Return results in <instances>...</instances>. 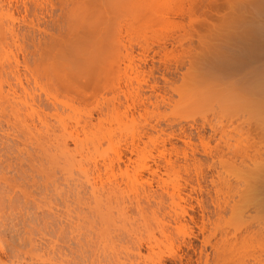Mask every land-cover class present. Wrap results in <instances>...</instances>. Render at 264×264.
<instances>
[{"label": "rangeland", "instance_id": "1", "mask_svg": "<svg viewBox=\"0 0 264 264\" xmlns=\"http://www.w3.org/2000/svg\"><path fill=\"white\" fill-rule=\"evenodd\" d=\"M98 1L0 0L2 261L5 264H47L51 258L54 262L52 264H55V261L58 264L57 255L48 252L49 250L42 244L51 241L54 238L52 231L71 219V223L73 222L77 229L91 231L94 229L98 232L102 228L103 232L99 231L100 233H104L106 229V233L109 229L111 233L112 229L117 231L115 225L119 228H133L135 233L131 231L132 234L128 235L131 238L136 236L133 239L136 240L134 252H139L140 257L135 255L133 261H130L132 264L160 262L178 264L171 260L176 254L184 256V263L190 259L191 264H197L200 250L202 262L204 255L209 256L208 264H260V261L264 264V190L260 194L255 192L256 189L264 188V178H258L254 174L259 166L264 170V106L259 105L258 96L255 94L252 96L253 93L250 91L253 90L247 92L245 85L247 81L250 82L249 78L257 77L258 69L260 72L264 71V54L262 56L254 51L251 55L252 52L250 54V51H247L251 47L254 48L255 41L257 43L253 32L259 25L262 26L260 29L264 36V0H133L134 2L118 0L116 3H114L116 0H113L111 11L107 3L109 0ZM190 2L191 4L194 2L195 9L192 8L190 12L192 14L189 15L186 9L191 6ZM79 3L84 8L87 7L90 13L82 9L83 6L79 7ZM70 4L77 14L83 12L84 16H87L78 14L82 17L79 19L80 22L76 19V23L79 22L80 25L79 29L77 24L73 23L74 10ZM91 4L94 5L93 8L95 5L99 7L93 10L94 15ZM103 6L108 7L104 9ZM101 8L104 11L101 12ZM96 12L103 15L105 13V21L103 15L100 14V17ZM107 15H111V18L107 19ZM68 17L73 20L70 19L72 20L70 22ZM91 17L95 18L93 19L95 24ZM99 17L103 19L102 23ZM86 18L89 22L85 21ZM193 19H197L196 22ZM68 21L71 26H68ZM83 21L87 22V25ZM73 25L77 30L72 28ZM97 25L100 28H97ZM104 27L107 31H104ZM83 29L85 31H82ZM67 30L68 32L71 30V34L67 33ZM101 33L105 36L103 37ZM90 34L91 39L88 36ZM263 36L260 39L263 40ZM96 38L101 39V42ZM94 39L99 42L95 43ZM45 40L52 52L49 50L47 52L48 48L46 51L44 47L43 50L40 48L43 45L39 44L45 43ZM262 40L258 43L261 44ZM116 42L117 46H114ZM42 51L44 57L47 54L46 58L41 55ZM225 54L231 55V58L243 55L240 56L244 57L241 60L242 68L236 70L231 65V68L227 66L224 69L214 66L212 61H217L218 57ZM48 58L49 61H45ZM85 58L88 61L87 59L84 61ZM139 58L146 59L145 62L140 59L144 64ZM24 60L27 65L24 64ZM87 62L90 65L92 63L91 67ZM151 66L154 70L151 69L149 72ZM74 71L78 74L80 72L78 75L80 77L83 73L88 75L96 71L99 74L102 71L100 77L95 73L101 82L95 81L101 85L97 87L98 89L95 87L94 91L97 89L95 92L90 89L93 97L90 96L88 89L87 95L90 97L82 101L75 97V93L72 94L73 90L69 92L66 89L67 86L68 88L74 86L76 79L77 82L80 80L79 77L75 79L77 75ZM252 71L255 72L250 74ZM163 77L167 79L168 84L163 81ZM65 80L72 84L67 83L70 86L62 84ZM153 86L155 88L152 91ZM248 88L250 89L249 86ZM232 96L236 99H232ZM79 97L84 99L85 96ZM256 100L260 108L253 107L257 105ZM151 103L159 105L154 106ZM239 103L248 105L243 106ZM170 135L175 138L167 140ZM223 138L227 143L224 144ZM64 142L67 147L63 149ZM172 148H175L177 154L173 153ZM239 150L241 152L245 150L249 155L242 160L243 164L238 158L226 155V152L237 153L235 151ZM160 151L166 155L165 160L158 157ZM182 153L186 154V160L183 159ZM205 153L214 157L211 171L207 170V166L212 164V160ZM211 180L214 181V188ZM258 180L261 184L257 183ZM90 183H95L93 192L90 190V187L93 189V184ZM243 190L252 194L253 200L247 203L238 201ZM148 192L163 198L160 209L155 207L153 199H150L151 207L141 208L142 212L135 208L130 210V205L125 203L130 201L129 197L135 196L132 200L134 201ZM110 193L115 198H112ZM106 195L111 196L112 203L114 199L125 198L123 201L126 200L124 203L128 204V208L122 205L127 208L126 216L135 219L124 220L125 209H121L122 205L116 204V201L115 205L111 203L113 205L111 208L103 210L107 213H105L107 220H100L98 212L94 213L98 209L94 207L93 200L99 197L105 199ZM185 199L190 201H187V205H192L193 211L187 210ZM65 200L69 202L66 201L65 204ZM197 201L200 204H197ZM141 202L142 206H145L144 200L141 199ZM214 205L222 208L218 216L214 214ZM90 207L97 210L92 211ZM181 208L189 211L188 213L195 218L197 226H200L201 219L206 223L208 220L210 224L212 223L211 225L205 223L207 230L212 227L216 231L207 246L202 243L203 237L208 234L207 230L203 235L199 234L197 239L191 240L190 249L181 245L182 241H187L185 233L171 231L169 227L168 236L160 235L161 228L174 226L173 220L180 216ZM54 213L60 216L58 221L51 222L53 226L49 223L51 230L49 224L47 229L44 228V220L51 214L56 216ZM246 226H250L254 235L242 239L240 236ZM126 228H122V231H128ZM193 231L196 234L198 229L194 227ZM27 232H32L30 233L33 234L32 237L29 238ZM257 233H260V236ZM126 235L121 241L117 238L115 240L114 237L103 240L101 246L97 245V256L89 253L86 262H82L74 253V256L69 255L70 257L64 259L61 264H117L113 257L115 254H118V259L122 263L124 260L122 256L126 254L123 256L126 258L128 255L126 252L131 248L127 241L128 235L127 240L125 239ZM232 235L236 237L233 238ZM27 237L36 243L35 249L31 251L26 242L29 239H25ZM54 239L52 241H55ZM64 241L60 239L55 247H63ZM68 244L74 251L76 250L74 242ZM96 247L93 245L94 249L91 250L95 251ZM25 251L28 252L27 255L23 254ZM215 252L219 257L214 263H210ZM127 261L125 259L123 263L131 264Z\"/></svg>", "mask_w": 264, "mask_h": 264}, {"label": "bare ground", "instance_id": "2", "mask_svg": "<svg viewBox=\"0 0 264 264\" xmlns=\"http://www.w3.org/2000/svg\"><path fill=\"white\" fill-rule=\"evenodd\" d=\"M45 1H46V0H45ZM67 1H68V0H67ZM88 1H90V0H87V2H88ZM92 1H93V0H92ZM94 1H95V0H94ZM96 1H98V0H96ZM99 1H100V0H99ZM99 1H98V2H99ZM107 1H108V0H107ZM109 1H110L111 3H110ZM109 1H108L107 3H109L108 6L110 5V8H109V9H110V11H111V4L113 3V2H112L113 0H109ZM117 1H118V0L114 1V3H116ZM128 1H129V0H128ZM132 1H133V0H132ZM192 1H193V0H192ZM31 2H32V1H31ZM58 2H59V1H58ZM61 2H63V0H61ZM79 2H80V1H79ZM85 2H86V1H85ZM119 2H120V1H119ZM133 2H134V1H133ZM43 3H45V2H43ZM46 3H47V2H46ZM69 3H70V1H69ZM77 3H78V2H77ZM107 3H106V4H107ZM121 3H122V1H121ZM211 3L213 4V2H211ZM49 4H50V3H49ZM81 4H82V3H81ZM99 4H101V3H99ZM103 4H105V3H103ZM131 4H132V2H131ZM190 4H191V2H190ZM197 4H198V3H197ZM212 4H211V5H212ZM214 4H215V3H214ZM216 4H217V3H216ZM44 5H45V4H44ZM60 5H62V4H60ZM79 5H80V3H79ZM79 5H78V6H79ZM85 5H86V4H85ZM91 5H92V4H91ZM115 5H116V4H114V6H115ZM193 5H194V2L191 4V6L189 5L190 7H189L188 10L186 9V11L189 12V13H188L189 15L192 14V13H190V12H192ZM52 6H53V3H52ZM64 6H66V5H64ZM70 6H71V4H70ZM74 6H75V4H74ZM74 6H73V7H74ZM82 6H83V5H82ZM82 6L80 5L79 7L82 8ZM88 6H89V5H88ZM93 6H94V5H92V8H93ZM95 6H96L95 8H97V9L99 8L97 5H95ZM108 6H106V7H108ZM112 6H113V5H112ZM114 6H113V7H114ZM122 6H123V4H122ZM129 6H130V5H129ZM40 7H41V6H40ZM50 7H51V6H50ZM76 7H77V6H76ZM89 7H90V6H89ZM89 7H88V8H89ZM103 7H105V6H103ZM106 7H105L104 9H106ZM124 7H126V6H124ZM131 7H132V6H131ZM204 7H205V6H204ZM24 8H26V7L24 6ZM43 8H44V7H43ZM43 8H40V9H43ZM51 8H52V7H51ZM71 8H72V6H71ZM71 8H70V9H71ZM74 8H75V7H74ZM81 8H80V11H81L82 9H85V11L87 10V9H86L87 7L84 8V6H83V8H82V9H81ZM95 8H93L92 11H93ZM117 8H118V6H117ZM134 8H135V7H134ZM212 8H213V5H212ZM215 8H217V7H215ZM68 9H69V8H68ZM72 9H73V8H72ZM72 9H71V10H72ZM75 9H76V8H75ZM113 9H114V8H113ZM126 9H127V8H126ZM126 9H125V10H126ZM193 9H195V8H193ZM208 9H209V8H208ZM25 10H26V9H25ZM73 10H74V9H73ZM73 10H72V11H73ZM88 10H89V9H88ZM88 10H87V12H89ZM102 10H103V9L101 8L100 11L102 12ZM118 10H119V8H118ZM212 10H213V9H212ZM78 11H79V10H78ZM103 11H104V10H103ZM127 11H128V10H127ZM204 11H205V10H204ZM214 11H215V10H214ZM74 12L76 13L77 11L74 10ZM74 12H73V15H72V16L75 17V18H73V19H75V20H73L72 18H70V19L73 20V23H76V19H78V21L80 22L81 20H79V19L82 18L81 16H82L83 12H82V14H80L81 12H78V14H80L81 16L78 15V14L76 13L77 16H78V18L76 17V14H75ZM87 12H86V14H87ZM108 12H109V11H107V13H108ZM121 12H122V10H121ZM128 12H129V11H128ZM134 12H135V11H134ZM183 12H185V11H183ZM187 12H186V13H187ZM193 12H194V10H193ZM27 13H28V12H27ZM39 13H40V12H39ZM44 13H45V12H44ZM70 13L72 14V12H70ZM89 13H90V12H89ZM89 13H88V15H89ZM97 13H98V12H96V14H97ZM207 13H209V12H207ZM41 14L43 15V12H42ZM41 14H40V15H41ZM46 14H48V13H46ZM64 14H65V13H64ZM71 14H70V15H71ZM94 14H95V13H94V11H93V15H94ZM100 14L103 15L102 13H100ZM100 14L98 13V15H100ZM183 14H184V13H183ZM183 14H181V15H183ZM202 14H203V13H202ZM204 14L206 15V12H205ZM204 14H203V15H204ZM42 15H41V16H42ZM49 15H50V14H49ZM68 15H69V12H68ZM91 15H92V13H91ZM93 15H92V16H93ZM101 15H100V17H101ZM104 15H105V13H104ZM104 15H103V16H104ZM111 15H113V11H112ZM111 15H110V16L107 15V19H108V18H111ZM116 15H117V14H116ZM174 15H175V14H174ZM174 15H173V16H174ZM207 15H208V14H207ZM211 15H212V14H211ZM66 16H67V15H66ZM83 16H84V14H83ZM96 16H97V15H96ZM103 16H102L103 19L106 18V16H104V17H103ZM108 16H109V17H108ZM121 16H122V15H121ZM49 17L54 18V17H52V16H49ZM69 17H71V16H69ZM69 17H68V19H69ZM84 17H87V16H84ZM84 17H83V18H84ZM89 17H90V16H89ZM89 17H88V18H89ZM93 17H94V16H93ZM97 17H98V16H97ZM97 17H96V18H97ZM100 17H99V18H100ZM42 18H43V17H41V19H42ZM99 18H98V19H99ZM189 18H190V17H189ZM206 18H207V17H206ZM55 19H56V18H55ZM64 19H65V18H64ZM70 19H69V21H70ZM84 19H85V18H84ZM93 19H95V18H93ZM93 19H92V17H91V20H92V21H93ZM98 19H97V20H98ZM103 19L100 18V20H101L100 22H101V23L103 22ZM130 19H131V17H130ZM51 20H53V19H51ZM72 20H71V21H72ZM193 20L196 22L197 19H193ZM69 21H68V24H69L68 26H71L70 23H69ZM71 21H70V22H71ZM85 21H88V22H89V20H88L87 18H86ZM85 21H83V22H85ZM92 21H91V23L94 22L93 24H95V21H93V22H92ZM104 21H105V19H104ZM203 21H204V20H203ZM50 22H51V21H50ZM54 22H55V21H54ZM79 22L76 23L77 25L75 24V25L77 26V29H79L78 27H80ZM96 22H97V21H96ZM98 22H99V21H98ZM188 22H189V20H188ZM73 23H72V24H73ZM81 23H82V22H81ZM86 23H87V22H85V24H86ZM121 23H122V22H121ZM192 23H193V22H192ZM203 23H204V22H203ZM89 24H90V23H89ZM97 24H98V23H97ZM124 24H125V23H124ZM59 25H60V24H59ZM61 25H62V24H61ZM86 25H87V24H86ZM90 25H91V24H90ZM98 25H101V24L99 23ZM98 25H97V28H100V26L98 27ZM126 25H127V24H126ZM55 26H56V25H55ZM66 26H67V25H66ZM76 26H75V27H76ZM81 26L83 27L82 24H81ZM84 26H85V25H84ZM91 26H93V25H91ZM91 26H90V27H91ZM95 26H96V25H95ZM102 26H103V25H102ZM107 26H108V25H107ZM189 26H190V25H189ZM208 26H209V25H208ZM212 26H213V25H212ZM75 27H74V25L72 26V28L76 29ZM85 27H86V26H85ZM192 27H193V26H192ZM195 27H196V26H195ZM31 28H32V26H31ZM50 28H51V27H50ZM83 28H84V27H83ZM92 28H95V27H92ZM119 28H120V27H119ZM260 28L262 29V26H261V25H259L258 27H256V28L254 29V32H253V34H254L253 37H254V39L256 38L255 40H257V43H255V42H256V41H255V42L253 43V44H255V45H254V48H252V47L250 46L251 49H250V50H247V51H250V54H251V52H252L251 55L254 54V51H255L256 53H257V52L260 53L262 56H263V54H264V53H263V52H264V41H263L264 38H263V40L260 39V37L263 36V34H261L262 30H261ZM36 29L38 30V28H36ZM51 29H52V28H51ZM55 29H56V28H55ZM68 29H69V28H68ZM77 29H76V30H77ZM80 29H81V28H80ZM84 29H87V28H84ZM84 29H83L82 31H85ZM90 29H91V28H90ZM95 29H96V28H95ZM95 29H94V30H95ZM102 29H103V28H102ZM107 29H108V27H107ZM117 29H118V28H117ZM180 29H181V28H180ZM32 30H34V28H32ZM91 30L93 31V29H91ZM97 30L99 31V29H97ZM108 30H110V28H109ZM209 30H211V29H209ZM28 31H29V30H28ZM38 31H39V30H38ZM41 31H42V33H44L43 30H41ZM56 31H58V30H56ZM70 31H71V30H70ZM70 31L68 32V30H67V33L71 34L72 31H71V32H70ZM73 31H74V30H73ZM86 31H87V30H86ZM89 31H90V30H89ZM89 31H88V32H89ZM92 31H91V32H92ZM104 31H107V30L105 29V27H104ZM118 31L120 32V29H119ZM203 31H204V30H203ZM11 32H12V31H11ZM35 32H36V31H35ZM77 32H78V31H77ZM115 32H116V31H115ZM51 33H52V32H51ZM73 33H74V32H73ZM83 33H84V32H83ZM89 33H90V32H89ZM93 33H94V31H93ZM96 33H98V32L96 31ZM125 33H126V32H125ZM262 33H263V32H262ZM44 34L46 35V33H44ZM44 34H43V35H44ZM49 34H50V33H49ZM54 34H55V33H54ZM57 34H59V33H57ZM57 34H55V35H57ZM65 34H66V32H65ZM65 34H64V35H65ZM103 34H104V32H103ZM103 34L101 33L102 36H103ZM105 34H106V33H105ZM115 34H116V33H115ZM202 34H203V33H202ZM47 35H48V33H47ZM64 35H62V36H64ZM66 35H67V34H66ZM78 35H79V33H78ZM107 35H108V34H107ZM107 35H106V36H107ZM29 36H30V35H29ZM51 36H52V34H51ZM58 36H59V35H58ZM62 36H59V37H62ZM67 36H68V35H67ZM74 36H75V35H74ZM74 36H73V37H74ZM88 36L90 37V39L92 38L91 34L88 35ZM88 36H87V37H88ZM104 36H105V35H104ZM104 36H103V37H104ZM119 36H120V35H119ZM45 37H46V36H45ZM48 37H50V36H48ZM48 37H47V38H48ZM53 37H54V35H53ZM73 37H72V38H73ZM85 37H86V36H85ZM100 37H101V36H100ZM253 37H252V38H253ZM263 37H264V36H263ZM57 38H58V37H57ZM98 38H99V37H98ZM185 38H186V37H185ZM50 39H51V38H50ZM50 39H49V41H50ZM54 39H56V37H55ZM54 39H53V40H54ZM85 39H86V38H85ZM88 39H89V38H88ZM96 39H97V38H96ZM113 39H114V37H113ZM53 40H52V41H53ZM79 40H80V39H79ZM94 40H95V39H94ZM97 40L100 41L101 39H97ZM116 40H117V39H116ZM261 40H262V43H261V44L258 43V41L261 42ZM45 41H46V42H45ZM45 41H44L45 43L42 42L43 44H39V45H43V46L40 47V48L42 49V48L44 47V50H45V51H46V48H48V49H47V52H48V50L51 51V50L49 49L50 47H47V46H48V45L46 44V43H48L47 40H45ZM52 41H51V42H52ZM54 41H55V40H54ZM56 41H57V39H56ZM92 41H93V40H92ZM99 41H98V42H99ZM102 41H103V40H102ZM112 41H113V40H112ZM177 41H178V40H177ZM183 41H184V40H183ZM213 41H214V40H213ZM36 42H37V43H41V41H39V42L36 41ZM64 42H65V41H64ZM67 42H68V41H67ZM81 42H83V41H81ZM96 42H97V41L95 40V43H96ZM98 42H97V43H98ZM100 42H101V41H100ZM114 42H115V40H114ZM118 42H119V40H118ZM118 42H116V43H115L116 45H114V46H117V43H118ZM179 42H180V41H179ZM200 42H201V41H200ZM200 42H199V43H200ZM252 42H253V41H252ZM32 43H33V42H32ZM54 43H55V42H54ZM57 43H58V41H57ZM57 43H56V44H57ZM62 43H63V42H61V44H62ZM85 43H86V42H85ZM90 43H91V42H90ZM90 43H89V44H90ZM92 43H93V42H92ZM95 43H94V44H95ZM111 43H112V42H111ZM50 44H51V43H50ZM50 44H49V45H50ZM52 44H53V42H52ZM52 44H51V45H52ZM69 44H70V43H69ZM99 44H100V43H99ZM119 44H121V43L119 42ZM238 44H239V42H238ZM241 44H242V43H241ZM241 44H240V45H241ZM251 44H252V43H251ZM253 44H252V45H253ZM256 44H257V45L259 44V45H258L257 47H255ZM39 45H38V46H39ZM91 45H92V44H91ZM95 45H96V44H95ZM97 45H98V44H97ZM121 45H122V44H121ZM180 45H181V44H180ZM200 45H201V44H200ZM200 45H199V46H200ZM208 45H209V44H208ZM35 46H36V45H35ZM38 46H37V47H38ZM54 46H55V44H54ZM60 46H61V45H60ZM70 46H71V45H70ZM73 46H74V45H73ZM98 46H100V45H98ZM98 46H97V47H98ZM101 46H102V45H101ZM108 46H109V45H108ZM111 46H112V45H111ZM201 46H202V45H201ZM33 47H34V44H33ZM52 47H53V46H52ZM55 47H56V46H55ZM87 47H88V46H87ZM118 47H121V46H118ZM187 47H188V46H187ZM250 47H249V48H250ZM34 48L36 49V47H34ZM90 48H91V47H90ZM100 48H101V47H100ZM100 48H97V49L99 50ZM103 48H104V44H103ZM105 48H106V47H105ZM116 48H117V47H116ZM122 48H124V45L122 46ZM164 48H165V47H164ZM202 48H203V47H202ZM209 48H210V47H209ZM246 48H247V47H246ZM41 49H40V52H41ZM51 49H53V48H51ZM57 49H58V48H57ZM88 49H89V48H88ZM93 49H94V48H93ZM93 49H92V50H93ZM142 49H143V48H142ZM204 49H205V48H204ZM36 50L38 51V49H36ZM42 50H43V49H42ZM53 50H54V49H53ZM70 50H71V49H70ZM85 50H86V49H85ZM101 50H103V49H101ZM101 50L99 51L100 53H101ZM105 50H106V49H105ZM125 50H126V49H125ZM144 50H145V49H144ZM164 50H165V49H163V50L161 49V51H164ZM186 50H187V49H186ZM190 50H191V49H190ZM200 50H201V49H200ZM251 50H252V51H251ZM26 51H27V50H26ZM34 51H35V50H34ZM37 51H36V52H37ZM67 51H69V50H67ZM71 51H72V50H71ZM95 51H96V50H95ZM201 51H202V50H201ZM205 51H206V50H205ZM36 52H35V53H36ZM38 52H39V51H38ZM51 52H52V51H51ZM53 52H54V51H53ZM89 52H91V51H89ZM145 52H146V51H145ZM202 52H203V51H202ZM225 52H226V51H225ZM43 53H44V52L42 51L41 55H42ZM58 53H59V52H58ZM84 53H85V52H84ZM93 53H94V52H93ZM95 53H96V52H95ZM103 53H104V52H103ZM242 53H243V52H242ZM242 53H240V54H242ZM36 54H37V53H36ZM45 54H46V53H45ZM51 54H52V53H51ZM68 54H69V53H68ZM70 54H71V53H70ZM77 54H78V53H77ZM97 54H99V53L97 52ZM193 54H194V53H193ZM220 54H221V53H220ZM243 54H244V53H243ZM245 54H246V53H245ZM247 54H249V52H248ZM247 54H246V55H247ZM250 54H249V55H250ZM24 55H25V54H24ZM34 55H35V54H34ZM39 55H40V54H38V56H39ZM43 55H44V54H43ZM43 55H42V56H43ZM48 55H49V54H48ZM75 55H76V54H75ZM95 55H96V54H95ZM100 55H102V54H100ZM143 55H144V54H143ZM196 55H197V53H196ZM196 55H195V57H196ZM32 56H33V55H32ZM70 56H71V55H70ZM97 56H98V55H97ZM214 56H215V55H214ZM221 56H222V57H221ZM221 56L218 57V59H217L216 56H215V58L217 59V61H215V62L212 61L214 66H218V67H221V68H223V69H224L225 67H227V66L230 67V68H231V66H233L234 69H236V70H238L239 68H242V65H243V64L241 63V60H242V58H244V57H240V56H243V55L234 56V57L232 56V58L230 57L231 55L228 56V55H226V54H225V56H223V55H221ZM259 56H260V55H259ZM259 56H258V57H259ZM43 57H44V56H43ZM46 57H47V54H46ZM46 57H44V58H46ZM81 57H82V56H81ZM88 57L90 58V56H88ZM102 57H103V56H102ZM140 57H141V56H140ZM165 57H166V56H165ZM24 58H25V57H24ZM34 58H35V57H34ZM68 58H69V57H68ZM68 58H67V59H68ZM94 58H96V57L94 56ZM143 58H144V57H143ZM143 58H142V59H143ZM188 58H189V57H188ZM31 59H32V57H31ZM41 59H42V58H41ZM41 59H40V60H41ZM60 59H61V58H60ZM65 59H66V58H65ZM65 59H64V60H65ZM83 59H84V58H83ZM86 59H87V58H85L84 61H86ZM92 59H93V58H92ZM100 59H101V58H100ZM140 59H141V58H139V60H140ZM142 59H141V60H142ZM216 59H215V60H216ZM27 60H28V59H27ZM34 60H35V59H34ZM37 60H38V59H37ZM51 60H52V59H51ZM90 60H91V59H90ZM96 60H97V59H96ZM96 60H95V61H96ZM101 60H102V59H101ZM141 60H140V61H141ZM143 60H144L143 62L146 61V59H143ZM45 61H49V58H48V60L46 59ZM82 61H83V60H82ZM87 61H88V59H87ZM99 61H100V60H99ZM140 61H139V62H140ZM190 61H191V60H190ZM23 62H24V64L27 65V63H26L25 60H24ZM36 62H37V61H36ZM38 62H39V60H38ZM41 62H43V61L41 60ZM51 62H52V61H51ZM69 62H70V60H69ZM69 62H68V64H69ZM92 62H93V61H92ZM102 62H105V61L102 60ZM162 62H163V61H162ZM188 62H189V61H188ZM141 63H142V61H141ZM214 63H215V64H214ZM34 64H35V63H34ZM37 64H38V63H37ZM37 64H35V65H37ZM68 64H67V65H68ZM83 64H84V63H82V65H83ZM85 64H86V63H85ZM87 64H88L90 67H91V65H92V63H91V65H90L88 62H87ZM87 64H86V65H87ZM97 64H99V63L97 62ZM142 64H144V63H142ZM26 65H25V66H26ZM32 65H33V64H32ZM35 65H33V66H35ZM86 65H85V66H86ZM94 65H95V64H94ZM189 65H190V63H189ZM230 65H231V66H230ZM23 67H24V65H23ZM95 67H96V66H95ZM137 68H139V67L137 66ZM155 68H156V67H155ZM221 68H219V69H221ZM258 68H260V67H258ZM261 68H263V67H261ZM26 69H28V67H27ZM30 69H31V68H29V70H30ZM93 69H94V68H93ZM151 69H153V66H151L149 72L152 71ZM174 69H175V68H174ZM96 70H97V69H96ZM99 70H100V69H99ZM153 70H154V69H153ZM258 70H259V72H260V69H258ZM263 70H264V68H263ZM30 71L32 72V70H30ZM70 71H73V70H70ZM97 71H98V70H97ZM138 71H139V70H138ZM165 71H166V70H165ZM256 71H257V70H256ZM261 71H262V70H261ZM88 72H90V71H88ZM88 72H87V73H88ZM92 72H93V73H94V72L96 73V71H92ZM98 72H99V71H98ZM100 72H101V73H99V74H103L102 71H100ZM254 72H255V71H254ZM254 72L252 71V73L250 72V74H253ZM259 72H256V76H257L256 78H249V79H251L250 82L246 80V81H247V84H245V85H247V88H246V90L248 89L247 92H249L250 90H253L254 92H253V91H250V93H253V95H252V94H251V95H252V96H255V95L258 96L259 102L256 100V104H257V102H258L259 105L261 104V105L264 106V71H262V72H260V73H259ZM69 73H71V72H69ZM74 73H75V71H74ZM74 73H73V74H74ZM76 73H77V71H76ZM76 73H75V75H77V76L75 77V75H74L75 79H76L77 77H79L78 79H80V80H78L79 83L77 82V79L75 80V82L78 83V84L74 83V86H75V87L72 86V85L70 86L69 84H67V83H70V82H66V80H65V82H63L62 84L66 83V85H69L71 88L69 87V88H70V89H69L68 86H67L66 89L69 90V92H70V90H71V91L73 90L74 92L72 91V92H73L72 94L75 93V94H74L75 97H77L78 99L80 98L79 100L85 101L86 99H89V98H88L89 95H87L88 92H90V93H89L90 96H92V94H93L92 91H90V89L94 91L95 87H96V88H97L98 86L100 87L101 83L98 85L97 82L95 81V80L100 81L99 78H97V75H98V77H100V76H99L98 73H96V74H97V75H96L95 73L92 74L91 72H90V74L88 73V75H87L86 73H83V71H82L83 75L80 77V76H78V75L80 74V72H79V74H78V73L76 74ZM138 73H139V72H138ZM151 73H152V72H151ZM258 73H259V74H258ZM30 74H31V73H30ZM71 74H72V73H71ZM85 74H86V75H85ZM229 74H230V73H229ZM95 75H96V76H95ZM244 75H245V74H244ZM248 75H249V73H248ZM83 76H84V77H83ZM246 76H247V75H246ZM246 76H245V77H246ZM74 77H73L72 79H74ZM92 77H94V78H92ZM101 77H102V76H101ZM249 77H250V76H249ZM253 77H254V76H253ZM17 78H18V77H17ZM70 79H71V78H70ZM72 79H71V80H72ZM92 79H93L94 82L92 81ZM162 79H164V77H163ZM245 79H246V78H245ZM254 79H256V80H254ZM89 80H91V82H90ZM252 80H253V81H252ZM163 81H165V83H167V79H164ZM246 81H245V82H246ZM100 82H101V81H100ZM245 82H244V83H245ZM91 83H92V84H91ZM93 83H94L95 85H96V84H97V85L94 86ZM70 84H72V83H70ZM75 84H76V85H75ZM167 84H168V83H167ZM92 85H93V86H92ZM155 85H157V84H155ZM62 86H63V85H62ZM102 86H104V85H102ZM169 86H170V85H169ZM248 86L250 87V89L248 88ZM65 87H66V86H65ZM63 88H64V87H63ZM72 88H73V89H72ZM154 88H155V86L151 87L152 91H153ZM66 89H65V90H66ZM88 89H89V90H88ZM97 89H98V88H97ZM97 89H96V90H97ZM102 89H103V87H102ZM151 89H150V90H151ZM170 89H171V87H170ZM87 90H88V92H87ZM96 90H95V91H96ZM95 91H94V92H95ZM255 91H256V92H255ZM96 93H98V92H96ZM254 94H255V95H254ZM76 95H79V96L81 95V96H85V97H84V99H83L82 97H79V96H76ZM95 95H96V94H95ZM156 95H157V94H156ZM236 95H237V94H236ZM90 96H89V97H90ZM194 96H195V95H194ZM241 96H242V95H241ZM247 96H248V95H247ZM92 97H93V96H92ZM139 97H140V96H139ZM146 97H147V96H146ZM160 97H161V96H160ZM200 97H201V96H200ZM235 97H236V96H235ZM243 97H245V96H244V92H243ZM81 98H82V99H81ZM111 98H112V97H111ZM154 98H155V97H154ZM158 98H159V97H158ZM113 99H114V98H113ZM169 99H170V98H169ZM232 99H234L233 96H232ZM235 99H236V98H235ZM235 99H234V100H235ZM162 100H164L163 97H162ZM162 100H161V101H162ZM167 100H168V99H167ZM239 100H240V98H239ZM139 101H140V100H139ZM36 102H37V101H36ZM155 102H157V100H155ZM163 102H164V101H163ZM191 102H192V101H191ZM196 102H197V101H196ZM202 102H203V101H202ZM254 102H255V101H254ZM244 103H245V102H244ZM151 104H153V103H151ZM151 104H150V105H151ZM156 104H157V105H156ZM159 104H160V102H159ZM159 104H158V103H154L153 105H154V106H158ZM161 104H165V103H161ZM239 104H240V105H243V103H242V104L239 103ZM50 105H52V104H50ZM247 105H248V104L243 105V106H247ZM253 105H255V103H254ZM263 106H261V108H262ZM253 107H259V106H258V104H257L256 106H253ZM259 108H260V107H259ZM257 109H258V108H257ZM257 112H260V111H257ZM260 114L262 115V113H260ZM263 115H264V114H263ZM88 122H89V121H88ZM89 123H90V122H89ZM85 124H86V123H85ZM87 124H88V123H87ZM90 124H91V123H90ZM91 126H92V125H91ZM256 126H257V124H256ZM257 127H258V126H257ZM258 129H259V128H258ZM256 130H257V129H256ZM259 130H260V129H259ZM253 131H254V130H253ZM257 131H258V130H257ZM246 132H247V131H246ZM248 133H249V130H248ZM263 133H264V132H263ZM259 135H260V134H259ZM213 136H214V133H213ZM222 136H223V135H222ZM225 136H226V135H225ZM260 136H261V135H260ZM220 137H221V136H220ZM173 138H175V137H174L173 135H170L169 138L167 137V140H168V139H173ZM221 138H222V137H221ZM221 138H220V140H222ZM218 139H219V138H218ZM223 139H225V138H223ZM220 140H219V142H220ZM169 141H170V140H169ZM222 141H223V140H222ZM222 141H221V142H222ZM226 141H227V140L225 139L224 144L227 143ZM259 142H260V141H259ZM259 142H258V143H259ZM162 145H163V143H162ZM259 145H260V144H259ZM259 145H258V146H259ZM64 147H67V145H66L65 142L62 144V148H63V149H64ZM163 147H164V145H163ZM63 149H62V150H63ZM172 149H173V153H175V151H176L175 148H172ZM65 150H66V149H65ZM133 150H134V149H133ZM253 150H254V149H253ZM63 151H64V150H63ZM256 151H257V150H256ZM15 152H16V151H15ZM227 152H230V151L227 150ZM227 152H226V155H227L228 157H229L228 154H230V156H232V157L234 156L235 159L238 158L239 161L241 160V161H240L241 163L243 162V161H242L243 159H245V158H247V156H249V155L245 152V150L242 151V152H241L240 150H239V151H235V152H237V153H234V151L231 152V153H227ZM257 152H258V151H257ZM130 153H131V152H130ZM133 153H134V152H133ZM232 153H233V155H231ZM159 154H160V155H158V157H159V156H160L161 158L163 157L164 159H163V158H162V159L165 160V158H166L165 156H166V155L164 154V152H161V151H160ZM175 154H177V152H176ZM182 155H183V159L186 160V159H187L186 154H185V153H182ZM205 155H206V156L209 155L208 157L210 158V160H212V164H210L209 166H207V170L211 171V170L213 169V168H212V167H213L212 165H213V160H214L213 158H214V157H213V155L208 154V153H207V154L205 153ZM53 156H54V155H53ZM232 157H231V158H232ZM158 159H159V158H158ZM193 160H194V159H193ZM121 163H122V162H121ZM124 163H125V162H124ZM243 163H244V162H243ZM243 163H242V164H243ZM124 165H125V164H124ZM263 166H264V165H263ZM94 168H95V167H94ZM155 170H156V169H155ZM85 171L87 172V169H86ZM85 171H84V172H85ZM84 172H83V173H84ZM86 172H85V173H86ZM88 172H89V171H88ZM88 172H87V173H88ZM95 172H97V171H95ZM153 173H154V172H153ZM153 173H152V174H153ZM263 173H264L263 167L261 166V168H260V166H259V167L257 168V171H256L254 174H255L256 177H258V178H260V177H263V178H264V174H263ZM155 174H156V173H155ZM85 175H86V174H85ZM201 175H202V174H201ZM158 176H159V175H158ZM197 177H198V176H197ZM200 177H202V176H200ZM86 178H87V175H86ZM200 179H202V178H200ZM87 180H88V179H87ZM185 183H186V182H185ZM210 183H211V185H212V188H214V187H215V185H214V181L211 180ZM257 183H258V184H261V181L258 180ZM90 184H93V183H90ZM74 185H75V184H74ZM93 185H94V186H93ZM93 185H92L93 189L90 187V190H91L92 192H93V190L95 189V183H94ZM74 188H75V187H74ZM76 190H77V188H76ZM263 190H264V188H263V189L261 188V189H259V190L256 189L255 192H257V194H260ZM71 191H72V190H71ZM214 191H215V194H217L218 191H217L216 188L214 189ZM75 192H76V191H75ZM89 192H90V191H89ZM111 192H112V191H111ZM113 192H114V191H113ZM113 192H112V193H113ZM241 192H242V195H241L240 197H238V201L242 200L244 203H247V202L253 200V196H252V194H248V192H247L246 190H243V191H241ZM77 193H78V192H77ZM112 193H110V195L112 196V198H115V196L112 195ZM142 194H143V193H142ZM78 195H79V193H78ZM78 195H77V196H78ZM91 195H92V194H91ZM110 195H106V196H105V199H104V198L102 199L101 197H99V199H98V198H94L95 200H93V202L95 203V205L93 204L94 207L98 209V211H96L97 209L94 208L95 211H96V212H94V213H97V212H98L97 215H98V217L100 216V220H101V219L105 220L106 217H107V216H105V215L107 214L106 211L104 212L103 210H105L107 207H110V208H111V207L113 206V205H111L112 202L110 201V197H111ZM75 196H76V195H75ZM113 196H114V197H113ZM31 197H32V196H31ZM134 197H135V196H134ZM134 197H132V198L129 197L128 199H129L130 201L125 202V203H128V204L130 205V210L133 209V208H135V209H136L137 211H139V212H142V211H143L141 208H150V207H151L150 204H149V203H150V199H153V202H154L155 207H156L157 209H158V208H159V209L161 208V206H162V202H163V198H162L161 196H159V195L154 196V195H153V192L144 193V194L142 195V197H140V198L136 197V198H138V199H134V201H132ZM100 198H101V199H100ZM112 198H111V199H112ZM190 198H191V197H190ZM190 198H189V199H190ZM65 199H66V198H65ZM79 199H80V196H79ZM79 199H77V201H78ZM97 199H98V200H97ZM117 199H118V198H117ZM120 199H121V200H120ZM123 199H125V198H122V197H121V198H119L118 200L114 199L115 201L112 199V201H114V202L117 201L116 204H119V205H120V204H121V205L123 204V205H125V207H126L128 204H125L124 201H126V200L123 201ZM128 199H127V200H128ZM141 199L144 200V202H145V206H142ZM119 200L121 201V203H120ZM62 201H63V200H62ZM66 201H68V200H65V204H66ZM95 201H96L97 203H96ZM118 201H119V202H118ZM187 201H188V199H187V200L185 199L186 205H187ZM63 202H64V201H63ZM68 202H69V201H68ZM78 202H80V200H79ZM114 202H113L112 204L115 205ZM188 202H190V201H188ZM70 203H71V201H70ZM198 203H199V202L197 201V204H198ZM0 204H2V203H0ZM65 204H64V206H66ZM67 204H68V203H67ZM199 204H200V203H199ZM110 205H111V206H110ZM119 205H118V206H119ZM123 205H122V207H121V206H120V207H121V209H122V208L125 209V210H124V211H125V214H124V215H125V216H124V220H125V218H127V219L130 220L131 218H128L129 215L126 216V210H127L128 206H127V208H125V207H123ZM0 206H2V205H0ZM67 206H68V205H67ZM69 206H70V205H69ZM116 206H117V205H116ZM187 206H188V207H187V210H190V211H193V210H194V207H193L192 205H187ZM199 206H200V205H199ZM199 206H198V207H199ZM214 206H215V208H214V210H215V211H214V214H215V216H218L219 213L221 212L222 208H219L218 205H214ZM131 207H132V208H131ZM185 207H186V206H185ZM67 208H69V207H67ZM67 208H65V209H67ZM88 208H89V207H88ZM90 208H91V207H90ZM200 208H201V207H199V209H200ZM202 208H203V207H202ZM91 209H92V211L94 210L93 207H92ZM183 209H184V208H183ZM183 209L181 208L180 216H179V217L177 216V217L173 220V224H174V226H173V227H172L171 225H169V226H165L166 228H165V227H164V228H161V229L159 230V233H160L161 236H164V237L168 236L167 233L169 232V227H170L171 231L175 230V231H177V233H185V238L187 239V241H182L181 245H183V246H185L186 248H189V249H190V248H191V240L197 239V237H198L199 234H202V235H203L204 232H206V230H207L205 225H206V224L211 225L212 223L210 224L209 220L207 221V219H205V220L207 221V223H206L203 219H201V224H200V226H197V223H196V221H195V218H194L192 215H190V214L188 213L189 211L187 212V211H184ZM203 209H204V208H203ZM106 210H108V208H107ZM109 210H110V209H109ZM200 210H202V209H200ZM67 211H68V209H67ZM67 211H66V212H67ZM99 211H100V213H99ZM122 211H123V210H122ZM103 212H104V214H103ZM200 212H201V211H200ZM204 212H205V211H204ZM204 212H203V213H204ZM68 213H69V211H68ZM68 213H67V214H68ZM105 213H106V214H105ZM108 213H109V212H108ZM127 213H128V212H127ZM49 214H50V213H49ZM54 214H55V213H54ZM122 214H123V213H122ZM55 215H56V214H55ZM65 215H66V214H65ZM103 215H104V216H103ZM46 216L48 217V214H47ZM61 216H62V215H61ZM66 216H67V215H66ZM66 216H65V219H67ZM70 216H71V215H70ZM102 216H103V218H102ZM201 216H203V215H201ZM59 217H60V216H57V215L54 216L53 214H51V216H49L47 219L45 218L46 220H44V224H43L44 228H46L47 225H48L49 223L51 224V222H53V223H54L55 221L57 222V221H58L57 219H58ZM122 217H123V216H122ZM130 217H132V216L130 215ZM62 218H64V217L62 216ZM107 218H108V217H107ZM201 218H202V217H201ZM69 219H70V218H69ZM112 219H113V218H112ZM122 219H123V218H122ZM127 219H126V221H129V220H127ZM132 219H133V218H132ZM132 219H131L130 221H132ZM134 219H135V217H134ZM134 219H133V220H134ZM59 220H60V219H59ZM70 220H71V219H70ZM70 220H68L69 223H68L67 220H66V221L63 220V221H65L66 223H65V224H64V223H61L59 227H58V225L56 224L57 227H58L57 230L52 231V236H53L55 239H54L52 236H49L50 238L52 237L55 241H52V240H53V239H52V240L49 241L48 243H46V244H42V245H44V246L46 247V248L44 247L45 249L49 250L48 252L51 251V254L53 253V254L57 255L56 257L58 258L57 260L59 261L58 264H61L63 261H65L64 259H67L69 255H71V254L73 255L74 253L76 254V256H77L78 259H80L82 262H86L87 259L89 258V253H90V255L97 256V252H98V251L96 252V250H98V249H97V248H98L97 245L100 244V246H101V243H102L103 240L108 239V238L112 239V238L114 237L115 240L118 239V241H121V240L124 238V235H126V234L128 235V233L132 234L131 231H133V233H135V230H133V228L131 229V228H126V227H125L128 231H129V230H130V231H129V232L126 231V230H125V231H124V230L122 231V228H123V229H125V228H124V227H120V228H119L118 225H117V226L115 225V227L117 228V231H116V229H112V228H111L112 231H113L112 233H111L110 229L108 230L107 233H106V230H107V229H106V230L104 229V230H105V232H104L105 234H104V233H100V232H103L102 228H101L102 231H101V230H98V232H97V230L95 231L94 229H92V231H91V229H89L90 231H89L88 229H85V230H84V229H81V228H78V229H77L76 226H74V225L72 224L73 222L71 223ZM103 220H102V221H103ZM106 220H107V219H106ZM110 220H111V219H110ZM124 220H123V221H124ZM210 221H211V220H210ZM60 222H61V221H60ZM78 222H79V221H78ZM106 222L109 223L108 221H106ZM58 223H59V222H58ZM103 223H104V222H103ZM205 223H206V224H205ZM50 224H49V225H50ZM105 224H106V223H105ZM126 224H127V223H126ZM51 225H52V224H51ZM51 225H50V227H49V230L52 229ZM64 225H65V226H64ZM66 225H67V226H66ZM106 225H107V224H106ZM106 225H105V226H106ZM190 225H191V226H190ZM52 226H53V225H52ZM77 226H78V225H77ZM194 227H196V228L198 229V232H197L196 234H195L194 231H193V228H194ZM210 227H211V226H210ZM50 228H51V229H50ZM109 228H110V226H109ZM113 228H114V226H113ZM211 228H212V227H211ZM211 228H210L209 230H207V232H208L207 236H206V237H205V236L203 237V241H202V243H204L206 246H207V244L210 243V239H211L212 237L215 236V232H216V231L214 230L215 228H214V229H213V228L211 229ZM46 229H47V228H46ZM53 229H56V228H53ZM97 229H98V228H97ZM99 229H100V228H99ZM119 229H121V231H120ZM49 230H47V231H49ZM27 231H28V230H27ZM94 231H95V232H94ZM99 231H100V232H99ZM109 231H110V233H109ZM115 231H116V232H115ZM45 232H46V231H45ZM45 232H44V233H45ZM124 232H126V234H125ZM252 232H253V231L251 230L250 226H246L245 229L243 230V233H241V236H240V237H241L242 239H246V238H248V237L254 235ZM27 233L29 234V238H30V236L32 237L33 234L30 235V233H32V232H30V233L27 232ZM47 233H48V232H47ZM113 234H114V235H113ZM257 234H258V236H260V233H257ZM49 235H51V234H49ZM127 235L125 236V239H126ZM133 235H134V234H133ZM136 235H137V234H136ZM43 236H45V234H43ZM46 236H47V235H46ZM111 236H112V237H111ZM134 236H135V235H134ZM134 236H132L133 238H131L130 235H128V240L126 239V240L128 241V243L131 245V246H130L131 248H128L129 250L126 249V250H127L126 253H127L128 255L126 256V258L123 257V256H125L126 254L122 256V258H124V260L121 258L123 261H125V259H126V260H128V261L130 262L132 259L135 258V255H136L137 257H140L139 252H138V253H135V252H134V248H135V244H136V240H135V241L133 240V239H134ZM261 236H262V233H261ZM47 237H48V236H47ZM47 237H46V238H47ZM232 237L235 238L236 236H235V235H232ZM29 238L27 237V238H25V239H29ZM116 238H117V239H116ZM135 238H136V236H135ZM32 239H33V238H32ZM44 239H45V238H44ZM60 239H61V240H63V239L65 240V241H64V245H63V247H59V246H58L59 248H58V247H55V246L57 245L56 242H58ZM48 240H49V238H48ZM48 240H47V241H48ZM24 241H25V240H24ZM43 241H44V240H43ZM71 241H72V243L74 242L75 245H76V246H75V247H76V250H75V251H74L73 248H71V246L68 244V243L71 242ZM26 242H28V244H29L28 246L30 247V251H31L32 249H35V247H36L35 244H36V243H35L34 241H32V240L29 239V240H26ZM32 242H33V243H32ZM34 243H35V244H34ZM39 243H40V242H39ZM204 244H203V246L206 247ZM26 245H27V244H26ZM38 245H39V244H38ZM42 245H41V246H42ZM93 245H94V247L97 246L96 249H95V251H93V249H94V248H93ZM95 245H96V246H95ZM210 245H211V244H210ZM210 245H209V246H210ZM24 246H25V245H24ZM39 246H40V245H39ZM39 246H37V247H39ZM91 246H92V247H91ZM100 246H99V247H100ZM211 246H214V244L211 245ZM44 248H43V249H44ZM91 248H93V249L91 250ZM179 248H180V246H179ZM211 248H213V247H211ZM56 249H57V250H56ZM63 249L66 250V252H68V254H67L66 252H63V251H64ZM74 249H75V248H74ZM214 249H215V248H214ZM55 250H56V251H55ZM73 251H74V252H73ZM138 251H139V248H138ZM54 252H55V253H54ZM19 254H20V253H19ZM23 254H24V255H27L28 252L26 253V251H25V252H23ZM98 254H99V253H98ZM102 255H103V254H102ZM117 255H118V254H117ZM117 255L115 254V255L113 256V257H115L114 261L116 260V261H117V264H120L121 262L119 261ZM201 255H202V251L200 250V251H199V257H198V260H197V264H208V263H209V256H208L207 254L204 255V260H203V262H202V260H201ZM18 256H19V255H18ZM73 256H74V255H73ZM119 256H120V255H119ZM15 257H16V256H15ZM69 257H70V256H69ZM111 257H112V255H111ZM113 257H112V258H113ZM218 257H219L218 253L215 252V253L213 254L212 258H211V262H210V263H214V262L217 260ZM74 258H75V257H74ZM74 258H73V259H74ZM112 258H111V259H112ZM98 259H99V258H98ZM184 259H185L184 256L181 255V254H180V255H177V254H176V256L171 257L172 262H175V263H178V264H191L190 259L186 260L187 263H184V262H183ZM2 260H3V259H2L1 254H0V264H5V262L2 261ZM51 260H52V259L50 258V259L47 261V264H48V263H49V264H52L53 261H51ZM53 260L55 261V259H53ZM122 260H121V261H122ZM58 261H57V262H58ZM112 261H113V259H112ZM123 261H122L121 264H124ZM128 261H127V262H128ZM132 261H133V260H132ZM201 262H202V263H201ZM53 263H54V262H53ZM66 263H67V262H66ZM113 263H114V262H113ZM130 263L132 264V262H130ZM259 263L262 264L261 261H260ZM55 264H56V261H55ZM83 264H84V263H83ZM101 264H102V263H101ZM159 264H165V263L160 262ZM215 264H216V263H215ZM243 264H246V263H243Z\"/></svg>", "mask_w": 264, "mask_h": 264}]
</instances>
